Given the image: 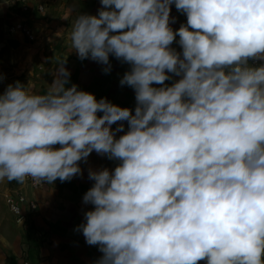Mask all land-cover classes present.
I'll return each mask as SVG.
<instances>
[{
  "label": "clouds",
  "instance_id": "1",
  "mask_svg": "<svg viewBox=\"0 0 264 264\" xmlns=\"http://www.w3.org/2000/svg\"><path fill=\"white\" fill-rule=\"evenodd\" d=\"M100 3L72 22L71 47L105 72L110 56L131 66L134 113L68 86L63 60L44 93L9 84L0 181H69L95 151L119 161L89 169L83 196L94 207L77 230L97 264H264V63L249 64L264 61V0ZM173 3L187 16L176 30Z\"/></svg>",
  "mask_w": 264,
  "mask_h": 264
},
{
  "label": "crops",
  "instance_id": "2",
  "mask_svg": "<svg viewBox=\"0 0 264 264\" xmlns=\"http://www.w3.org/2000/svg\"><path fill=\"white\" fill-rule=\"evenodd\" d=\"M44 1L47 7L41 13L36 7L37 0H30L31 8L27 12L19 3L9 4L0 0V25L5 22V33L0 30V50L8 55L0 53V94L17 81L25 86L30 84L36 92L44 93L60 67L58 62L63 60L64 67L70 72L68 86L76 84L79 89L94 94L97 100L106 98L115 105L132 109L134 113L135 91L120 84L131 66L110 56L111 68L105 72L108 65L91 59L81 60L71 47L72 22L79 14L97 15L102 7L100 0ZM17 20H24L32 26L36 36L34 41H29L21 33L8 31L7 25ZM186 23V14L178 11L173 3L170 27L176 30ZM178 41L179 37L170 47L182 58V47ZM249 64L254 65L251 60ZM169 75L171 79L165 81L167 86L181 78ZM120 123L125 125L126 132L127 121L117 122L112 128H117ZM122 134L118 132L117 138ZM79 163L83 174L69 181L57 179L40 189L22 186L23 192L38 202V209L29 214L25 226L16 222L6 202V195L19 187V183L6 179L0 181V264H97L103 255L99 246L88 245L82 231L77 230L86 222L85 213L94 207L85 204L83 196L94 184L89 179V169L108 168L111 171L119 161L93 151L86 162ZM199 264L206 262L200 261Z\"/></svg>",
  "mask_w": 264,
  "mask_h": 264
},
{
  "label": "built area",
  "instance_id": "3",
  "mask_svg": "<svg viewBox=\"0 0 264 264\" xmlns=\"http://www.w3.org/2000/svg\"><path fill=\"white\" fill-rule=\"evenodd\" d=\"M19 3L21 9L25 12L29 11L31 8L30 0H14L11 4ZM37 10L41 13L46 11V2L44 0H37ZM7 29L10 33H21L29 41L35 40L36 36L31 25L27 24L24 20H17L15 22L9 23ZM252 64L259 65L264 63V61L251 60ZM28 185L34 189H40L47 185V183L41 182L40 184H34L29 178L25 183L20 184L13 192L6 195V202L14 214L16 222L21 226H25L28 222V216L34 213L38 209V202L34 199L29 198L22 189V186ZM28 208V211L25 210Z\"/></svg>",
  "mask_w": 264,
  "mask_h": 264
},
{
  "label": "rangeland",
  "instance_id": "4",
  "mask_svg": "<svg viewBox=\"0 0 264 264\" xmlns=\"http://www.w3.org/2000/svg\"><path fill=\"white\" fill-rule=\"evenodd\" d=\"M0 30H2L3 33H5V22L2 23V24L0 25ZM1 36H2V35H0V38H1ZM14 41H15V40H14ZM33 41H34V40H33ZM31 42H32V41H31ZM15 52H16V51H15ZM0 53H1V54H2V53H5L4 55H6V57H8V55L6 54V52L0 50Z\"/></svg>",
  "mask_w": 264,
  "mask_h": 264
}]
</instances>
